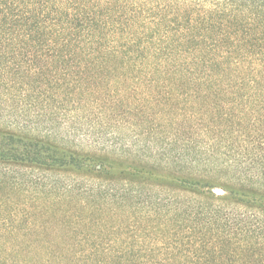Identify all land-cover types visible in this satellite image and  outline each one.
I'll return each mask as SVG.
<instances>
[{
	"label": "trees",
	"instance_id": "trees-1",
	"mask_svg": "<svg viewBox=\"0 0 264 264\" xmlns=\"http://www.w3.org/2000/svg\"><path fill=\"white\" fill-rule=\"evenodd\" d=\"M131 1L0 0V264H264V0Z\"/></svg>",
	"mask_w": 264,
	"mask_h": 264
},
{
	"label": "rangeland",
	"instance_id": "rangeland-1",
	"mask_svg": "<svg viewBox=\"0 0 264 264\" xmlns=\"http://www.w3.org/2000/svg\"><path fill=\"white\" fill-rule=\"evenodd\" d=\"M146 1L148 2L149 0H146ZM132 2H137V1L132 0L131 3ZM143 2H145V1H143ZM136 93H137V95L133 96L132 98H126V102L124 103L126 108H128V107L130 108V111H128V112H130L129 114L132 115V116L124 115V121L125 122L127 121L128 117H136L139 113L141 106H143L142 96L140 95V88H138ZM67 106H68V104H67ZM132 107H134L135 109L132 110ZM27 116H29V115H27ZM47 116H49V113H47L45 117H47ZM27 118H30V117H27ZM20 120H22V118L21 117L18 118V117H16V115L14 118H12V116L10 115V113H8V111L2 112V113H0V129H7V130H10V131H13L16 133L26 134V135H28V134H31V135L45 134L46 130L44 129V127L38 126V128H35L34 126L31 125V124L36 123V122L30 123V125L27 124L25 127V126H23L24 123L21 124L22 122ZM13 121H15L17 123H14ZM113 123L114 122H112L110 124H113ZM67 124L70 128V125L72 124L71 120H69L67 122ZM140 125H141V123L139 122V120L136 121V126L138 129H140ZM74 126H76L78 131H79V129L84 130L85 128H87V125L83 124L80 117L78 120L74 121ZM77 129L75 131V140H78L79 138H81V137H79V133H78ZM66 130H67V128L63 125H55V128H54V132H58L60 135L65 134ZM115 132H117V133L120 132L122 135L123 134L127 135L128 139H130L132 137V135L134 134V130L127 129V128L121 129L120 126L116 127ZM59 138L60 137H58V139ZM83 143L85 144V142H83ZM89 146H93V144H91ZM80 147H84V146L81 145ZM84 148H86V149H84ZM84 148H83L84 150H87V148H91V147H84ZM212 188H214V190L217 189V187H212Z\"/></svg>",
	"mask_w": 264,
	"mask_h": 264
}]
</instances>
